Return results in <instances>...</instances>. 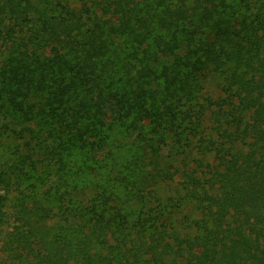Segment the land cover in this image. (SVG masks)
Returning a JSON list of instances; mask_svg holds the SVG:
<instances>
[{
  "label": "trees",
  "instance_id": "trees-1",
  "mask_svg": "<svg viewBox=\"0 0 264 264\" xmlns=\"http://www.w3.org/2000/svg\"><path fill=\"white\" fill-rule=\"evenodd\" d=\"M0 138L17 259L264 264V0H0Z\"/></svg>",
  "mask_w": 264,
  "mask_h": 264
},
{
  "label": "rangeland",
  "instance_id": "rangeland-1",
  "mask_svg": "<svg viewBox=\"0 0 264 264\" xmlns=\"http://www.w3.org/2000/svg\"><path fill=\"white\" fill-rule=\"evenodd\" d=\"M206 88L209 90V94L212 98L216 99L219 96H222V92L220 91V86L218 82L211 81L206 85ZM207 93V92H206ZM208 94V93H207ZM210 116V114H209ZM206 127L207 134H215L214 132L211 133V122L205 121L204 123ZM215 138H218V135L215 134ZM169 140V139H168ZM171 140V139H170ZM170 144L168 146H165L163 150L161 151V155L158 158L159 166L162 168H169L172 163H175L176 165H180V162L175 159V152L172 151V142L169 141ZM17 142L13 141L12 139H2L0 138V162H6L13 159V155L16 149ZM145 154L146 157H149L150 151L145 150V153L143 152V155ZM122 157H130L133 156L132 151H130L129 147H126V150H124L121 153ZM173 156V157H172ZM196 158H201L204 162V164H214L215 163V157L212 153L207 154H200L197 151L193 154ZM148 161L146 160H139V165L142 167L143 165L147 164ZM192 164V161H191ZM144 167V166H143ZM142 167V168H143ZM146 170V168L144 167ZM32 181V180H31ZM29 182V181H28ZM24 184L26 186L28 184ZM180 182V179H176L175 184L168 182L164 184L160 189L159 192L161 193L160 196L164 198H167L168 196L174 195L177 196L179 193L183 194L182 190L179 189V192H173V190H176L177 184ZM47 185L45 182L40 183L39 185V192H43L46 190ZM24 186H19L18 183L12 184V185H0V208L3 210L5 214V223L2 228V239L0 241V264H34V262L31 261L29 258V261H22L20 259H17L13 253L9 252L5 246V240L7 238V235L13 231L15 228V225L17 224L15 220V211L17 210V207L20 203V199L22 198L21 192L24 188ZM81 195V194H80ZM192 206H188L185 208V213L178 214L175 212L174 218L179 221H183V219H187L186 216H190L191 218H194L196 214H192ZM190 264H201L199 259L194 257L192 263Z\"/></svg>",
  "mask_w": 264,
  "mask_h": 264
}]
</instances>
